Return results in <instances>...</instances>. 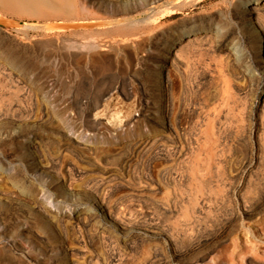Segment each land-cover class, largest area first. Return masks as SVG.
<instances>
[{"label": "rangeland", "instance_id": "374dc122", "mask_svg": "<svg viewBox=\"0 0 264 264\" xmlns=\"http://www.w3.org/2000/svg\"><path fill=\"white\" fill-rule=\"evenodd\" d=\"M158 1L0 6V264H264V0Z\"/></svg>", "mask_w": 264, "mask_h": 264}, {"label": "bare ground", "instance_id": "6f19581e", "mask_svg": "<svg viewBox=\"0 0 264 264\" xmlns=\"http://www.w3.org/2000/svg\"><path fill=\"white\" fill-rule=\"evenodd\" d=\"M129 1H131V0H116L117 7L120 6L122 8V9L120 8V9H116V10L117 11L123 10V12L129 13L132 10L131 9L132 6H130L131 2H129ZM134 1L138 5H140L141 3L148 5V7L145 10L140 11L139 14H137V16L140 17V20H143V21H146V19L152 14L157 15V14L161 13L162 15H170L171 13L176 11L177 9L183 10L184 6H187L186 4L184 6L183 5L176 6V4H177L176 2L175 3L172 2L173 4L170 2L169 5H167L168 7L164 6L165 8H162L159 6L160 4L156 3L158 0H152L151 2L149 0H134ZM190 1H192V0H190ZM158 2H161V1H158ZM164 2L168 3V1H166V0ZM77 4H78V0H0V6L2 9L8 10L13 14H17L20 16H28V17H42V16L49 15V14H52V15L69 14V15H71L74 11H76ZM261 4H262L261 0H251V1H248L244 4L243 9L245 11H248V13L249 12L250 13L258 12L259 5H261ZM171 5H174V6H171ZM169 6H171V7H169ZM130 20H131V18L129 15V17L124 19L122 26H128L129 24H131L132 22ZM263 28H264V26H263ZM195 35H196V33H195ZM254 36H255V39H252V44L254 42V45H253L254 52L256 53V55L258 57L264 56V39L261 37V34H259L258 31L254 32ZM176 55H177V53H176ZM263 63H264V61H263ZM163 66H164V64L161 66L162 68L160 67L161 69L159 70V74H160L161 78L163 79V81L166 82V84H163V85H165V87L168 88L169 84H170V79L167 75H165L166 71L164 70L165 67L163 68ZM132 120H134V122H135V120L138 122V120H140V119L134 118ZM125 126H128V125L126 124ZM43 241H45V240L43 239ZM64 262H65L64 260H61L59 262V264H63ZM65 263H67V262H65Z\"/></svg>", "mask_w": 264, "mask_h": 264}]
</instances>
